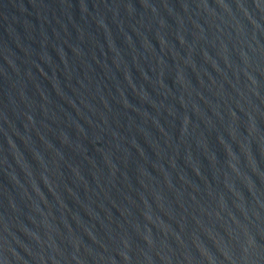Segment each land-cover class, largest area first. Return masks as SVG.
Wrapping results in <instances>:
<instances>
[{
    "label": "water",
    "instance_id": "95a60500",
    "mask_svg": "<svg viewBox=\"0 0 264 264\" xmlns=\"http://www.w3.org/2000/svg\"><path fill=\"white\" fill-rule=\"evenodd\" d=\"M0 264H264V0H0Z\"/></svg>",
    "mask_w": 264,
    "mask_h": 264
}]
</instances>
